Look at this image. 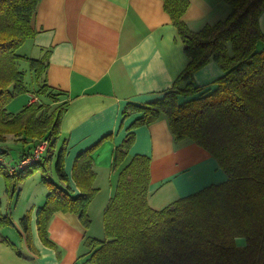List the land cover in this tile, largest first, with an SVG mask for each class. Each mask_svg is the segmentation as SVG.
Wrapping results in <instances>:
<instances>
[{
    "label": "trees",
    "instance_id": "16d2710c",
    "mask_svg": "<svg viewBox=\"0 0 264 264\" xmlns=\"http://www.w3.org/2000/svg\"><path fill=\"white\" fill-rule=\"evenodd\" d=\"M162 1L190 61L161 99L123 109L124 120L132 114L140 116L113 151L112 169L117 178L102 213L104 237L87 233L73 264H264V47H257L264 42L258 24L264 0H226L229 15L198 32L182 20L188 0ZM39 2L0 0V171L5 176L7 199L15 196L20 181L40 171L46 193L36 209L37 233L45 246L54 248L47 227L56 212L74 214L90 227L89 207L99 190L94 186L93 154L111 134L74 158L75 193L65 171L68 143L60 132L69 104L62 101L63 92L46 82L49 53L38 59L17 54L34 37ZM20 61L29 63L38 86L32 94L40 100L13 114L6 105L28 92L18 69ZM210 61L223 73L214 81V89L206 90L194 83V75ZM178 95L185 101H179ZM161 117L167 119L175 142L187 140L208 151L228 179L156 210L148 204L150 157L132 156L130 149L133 130ZM5 142L23 145L20 163L10 160ZM41 142H47L46 152L22 166L34 157ZM58 145L52 180L48 164ZM1 208L0 198V230L13 228L10 214ZM30 211L18 221L19 234L26 240ZM238 237L246 241L242 248L235 245Z\"/></svg>",
    "mask_w": 264,
    "mask_h": 264
},
{
    "label": "crops",
    "instance_id": "0c3cea01",
    "mask_svg": "<svg viewBox=\"0 0 264 264\" xmlns=\"http://www.w3.org/2000/svg\"><path fill=\"white\" fill-rule=\"evenodd\" d=\"M188 2L182 20L193 32L221 22L231 11L226 0ZM258 21L264 34V10ZM34 29V37L18 55L38 59L49 53L46 82L56 92H63L62 101L69 104L60 132L67 139V152H75L64 162L69 184L77 193L70 175L77 154L111 134L93 154L94 185L102 183L98 174L109 168L114 171L113 151L140 116L132 114L124 120L123 109L128 104L144 106L161 99L190 59L162 0H40ZM263 47L261 42L259 48ZM222 73L210 61L195 73L194 82L206 90L214 89V81ZM181 97L177 96L179 101H185ZM37 100L31 93L27 105ZM133 132L130 155H146L151 160L148 204L153 209L227 181V174L208 151L187 140L175 142L166 118ZM30 207L29 240L19 234L17 219L13 221L17 240L0 230V264H73L84 236L90 234L89 227L74 214L56 212L47 227L55 247L48 248L37 233L34 208L39 206ZM25 209L26 203L17 208L16 216Z\"/></svg>",
    "mask_w": 264,
    "mask_h": 264
},
{
    "label": "rangeland",
    "instance_id": "374dc122",
    "mask_svg": "<svg viewBox=\"0 0 264 264\" xmlns=\"http://www.w3.org/2000/svg\"><path fill=\"white\" fill-rule=\"evenodd\" d=\"M224 18H222V19H224ZM262 35H264V34L262 33ZM29 40L30 39H28L26 42H28ZM25 43L17 50V54L21 53L20 49L25 45ZM27 45L28 44H26V46ZM257 47L258 48L260 47V43L257 45ZM18 69L20 71H22L24 74V82H25V86H26V89L28 92L17 95L16 97L12 98L9 101V103L6 105L7 111L10 113H13V114H17L18 112H20L24 108V105H27L30 94L33 92V90L35 88L38 89L37 82L33 77V73L30 69L29 63L24 62V61H20L18 63ZM3 148L7 149L9 151L8 153L10 156V160L14 161V164L20 163L22 161L21 158L23 157V153H25V152H22L23 145H21L20 142H10V143L5 142V143H3ZM58 148H59V145L57 148H54V150H53L54 154H53L52 159L49 161V164H48L49 170L52 171V174L50 176V178L52 180H55V175L53 173V170L55 169L57 157L59 154ZM45 152H46V150L44 151V153ZM47 152H48V150H47ZM74 153L75 152H66L64 160H66L69 155H71V156L74 155ZM33 154H34V152H33ZM46 154H48V153H46ZM72 162H73V160H72ZM71 168H72V166H71ZM39 172H34L32 174H29L28 177H26L23 181H20L18 184V190L15 193V196L12 199H6L4 196V194H5L4 177L5 176H4L3 172L0 171V198L2 200L1 211H2V213L13 212V215L10 214L13 221H15L16 219H17L16 222L19 221V219L27 211H29L31 209L30 206H32V205L34 207L40 206V203L44 199V197H45L44 188L45 187L42 185L41 174ZM70 175H71V173H70ZM98 176L100 177V180L102 183H100L98 185H94V186H97L99 190H98L97 196L94 197V199L92 200V204L89 207V215H90V219H91V224L89 227V229H90L89 235L101 239L104 237V232H103V227H102V213H103V210L105 208L106 201L113 195L117 177H116L115 171H113L111 173L110 168L108 169V171L102 170L101 174H98ZM26 180H27V182H25ZM107 196H109V197H107ZM25 203H26V209H25L26 212L24 214L21 212V214L19 216H16L17 215V212H16L17 208H18V210H20V208L24 207ZM34 209L36 212L37 207ZM18 225H19V222H18ZM9 232L13 236L14 240H17V234H16L14 228L4 227L3 233H4L5 237L8 236ZM245 244H246V241L243 237H238L235 239V245L237 247L242 248L245 246Z\"/></svg>",
    "mask_w": 264,
    "mask_h": 264
},
{
    "label": "built area",
    "instance_id": "2783aa9c",
    "mask_svg": "<svg viewBox=\"0 0 264 264\" xmlns=\"http://www.w3.org/2000/svg\"><path fill=\"white\" fill-rule=\"evenodd\" d=\"M47 147V142H41L38 147H36L34 151V157L32 159H28L27 161L22 163V166L27 165L30 162L36 161L40 158L41 154L44 153Z\"/></svg>",
    "mask_w": 264,
    "mask_h": 264
}]
</instances>
